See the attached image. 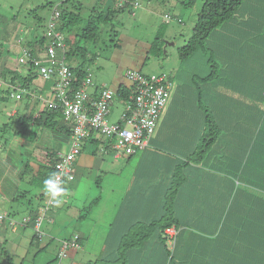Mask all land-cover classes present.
Masks as SVG:
<instances>
[{
    "label": "crops",
    "instance_id": "1",
    "mask_svg": "<svg viewBox=\"0 0 264 264\" xmlns=\"http://www.w3.org/2000/svg\"><path fill=\"white\" fill-rule=\"evenodd\" d=\"M64 1H66L64 7L80 13L74 0H59L57 4L62 6ZM99 1L101 3V0H88L92 7L91 11L95 7H100ZM108 4L111 2L106 3V5ZM163 4L165 5V3ZM77 5L81 7V2H78ZM131 9L130 13L134 12L135 14L136 10ZM72 27L68 36L73 41L78 25ZM34 40H37L36 36L30 35V33L25 41L15 43L12 40L8 48L10 51L7 50L8 55L18 56L23 47H32L28 43H34ZM88 43L89 41H87V45ZM33 45L37 48L36 43ZM38 53L44 57L43 50ZM5 56L6 54L0 55V63H3L6 58L7 61L9 60L8 56L6 58ZM204 59L206 60L201 53H196L184 63V67L182 66L172 73L178 84L175 85L162 110L163 114L159 118L156 131L149 136L145 147L137 148L129 156L123 151L113 150L111 142L97 132H91L92 134L90 133L91 135L87 138L91 141L86 140L83 143L82 151L73 163L75 179L63 186L64 191L59 195L56 204L53 205L52 212H61V207L57 205H65L69 202L66 197L63 198L67 191L75 198V194L79 190V181L76 184L74 182L80 179L81 175L89 178L91 182H96L99 186L104 181L105 188L109 192L104 201V207L93 214H90L91 210L100 201L98 196L91 201L85 198L81 203H78L80 206L78 208L84 209L87 206H92L87 216L83 218L85 221L90 216L88 223L80 221L79 214L74 216L72 213L67 214L62 211L63 221L66 222L64 229L58 231L56 228L53 229L56 218L53 213L51 214L45 231H49L56 237L64 236L67 235L66 226L73 224L75 227L73 233L77 232L84 238V245L76 252L72 251V255H69L65 264H86L98 253L108 250L107 241L114 240L109 238L122 235L120 219L131 221L132 218L149 220L155 218L157 216L155 206L160 207L164 204V196L171 192L173 179H180L178 192L176 191L178 198L176 197L173 202L176 214L178 213L182 219H185L187 227L185 235L187 236L190 232L188 226L192 227L195 224L198 229L200 227L203 233L214 237L208 240L198 234L194 243H181L178 251V264H264V122L260 121V130L256 126L254 132L251 127L250 132L245 131V133H239L240 130L229 127L230 134L223 135L222 140L232 141L231 148L227 150H221L219 147L211 148L209 149L210 157L205 163L202 160L197 161L198 165L182 164L184 158L192 153L193 148L191 147L192 139L185 130L186 125L183 132L180 125L191 120L192 116L189 115V110L194 108L199 91L198 87L186 89L182 85L186 82L190 83L191 75L196 72H201L203 75L204 67L201 65ZM7 61L4 63L6 67L9 66ZM205 68L207 67L205 66ZM13 69H18L20 73L24 72L23 66L14 65ZM244 70L235 69L233 75L224 76L226 79L217 77L202 83V90L200 89L201 95L204 96L202 98H206L208 103L215 105H217L215 100L228 105L233 103L236 109H241V112L244 111V106L250 105L263 109L264 100L260 88L254 87L253 93L249 81H246L243 76ZM29 71L27 66L24 74L21 73L20 81L15 83L18 89L14 90L16 92H12L14 93L12 97H16L15 94L23 89L22 95L18 98L22 102L20 109H14L11 112V115L15 117L13 126L8 130L7 127L2 128L0 125V211L13 214L17 213L13 207L18 202L23 205L27 204L28 211L30 209L38 210L41 207L43 202L39 195L47 189L45 181L40 177L41 169L50 165L51 160H57L58 155L66 152L70 146L71 125L63 121L61 116L58 115L57 122L52 127H46L44 122L38 124L37 120L39 114L44 111V106L48 104L43 99H50L54 80L39 81L35 78L33 82L22 81L31 73ZM2 74L1 66L0 76ZM235 76L242 77L243 81ZM48 82L51 83L48 84ZM100 86L105 85L96 83L89 90L94 92ZM118 101L122 102V106L119 108L112 105L108 118L110 123L122 122L121 115L125 103L121 100ZM178 106L185 109L188 107L187 116L178 114L176 110ZM22 108L24 112H21ZM26 111L28 112L26 117H31L32 120L25 127L24 122L18 124V118L21 113ZM17 115L18 117H16ZM196 117L199 118V116ZM229 117L230 115L227 119ZM251 118L254 124L259 123V115H254ZM253 122L251 120L250 125ZM229 123L234 122L231 119ZM103 151H108L109 154H103ZM222 152L228 154L229 157L224 159L221 156ZM249 153L250 160L244 164V155ZM106 156L113 160L112 165L105 161ZM117 164L119 166H116ZM194 169L196 174L194 180L188 182L187 178L183 179L187 174L194 172ZM178 172L179 176L177 177L175 173ZM232 175L234 177L236 175L238 179L233 178ZM35 185L42 189L37 196V201H33ZM233 185L235 187L238 185L242 194L228 197L225 193ZM18 230L12 228L6 220L0 222L1 249H5L7 243L11 241L10 231ZM166 232L175 234L176 230L169 228ZM170 237L168 242L171 248L174 242ZM2 254L4 256L0 254V264H13L14 259L7 250ZM155 257V254H152L146 260L144 259L143 263L161 264V261ZM163 264H168V260Z\"/></svg>",
    "mask_w": 264,
    "mask_h": 264
},
{
    "label": "trees",
    "instance_id": "2",
    "mask_svg": "<svg viewBox=\"0 0 264 264\" xmlns=\"http://www.w3.org/2000/svg\"><path fill=\"white\" fill-rule=\"evenodd\" d=\"M108 1H110L111 4L106 5L105 8L103 7V3L101 2V4L99 1L98 3L100 7L93 8L91 14L86 19V22L82 25L79 24L83 20L80 13H78L76 10H69L68 8L64 7V3H66V1L63 2V6H60V4H58L61 10V14L57 19V30L60 31L64 36V41L66 44L64 56L66 59V63L71 69V72L74 76L71 83L72 88H79L81 85V81L89 75L85 65L80 62L84 58H89L90 60L94 58V53L92 54L91 49H89V47L87 46V41L96 42L100 38L99 34L105 29L108 22L111 21L113 15L116 12H121L124 10H128L130 12V10H132L131 8L137 5V1L135 0ZM187 3L189 4V1ZM242 4H244L243 0H204L202 8L197 15L196 23L193 26L191 36L187 39L185 44L178 49V56L184 66V63L189 61L190 58H192L196 53H201L206 58V60L204 59L201 66H203L204 68L205 66L208 67V74L214 75L220 79H222L224 76L228 77V75H233L235 69H245L243 75L245 77V80L249 81L253 93L254 87L260 88V92L264 100V30L262 25H260L261 23H259L258 21V19H260L261 17L253 14L249 9V5L245 8L252 14L248 18H239V16H241V13L243 14ZM75 6L80 9V5ZM256 7L257 6H251V9L256 10ZM53 8L51 10V13L53 11ZM131 13L134 14V12ZM175 17H177L178 21H181V17L179 15ZM73 25H78V27L76 29L77 33L75 36V40L72 41L68 36V33L73 28ZM45 32L46 30L44 31L43 35L39 36L37 40H34V43L37 44V48L33 45L34 43H28L32 46L29 49L32 58H38L41 56L39 55L38 51L41 52V50H43L44 52V49L49 41V39L45 36ZM155 43H159L161 45L160 51L162 52V48L164 46L163 39L157 38ZM215 50H217L218 52L217 58L214 55ZM4 51L5 50L0 49L1 56L2 54L4 55ZM61 54L62 53L59 50L57 52V56L60 57ZM214 58L217 61L214 62ZM17 59L18 58H16L15 61ZM217 62L219 65L216 64ZM236 62L242 63L237 64ZM4 63L5 61L3 63H0V67L2 66L3 71V74L0 76V99H5L6 94H9L11 97L13 96V91L2 89L3 84L7 83L9 87H16L15 83L20 81L21 78V73L18 69H13V67L11 66L6 67L4 66ZM15 65L28 66L31 73L29 71L30 74H28L27 77H24L22 81L27 80L28 82H33V80L35 79L34 76L38 72L34 68L31 59L19 58V60L16 61ZM33 70L34 72H32ZM143 74L145 76L150 75L146 73ZM208 74L201 75V72H196L191 75L190 83L186 82L184 83V85H182V87L186 89H189V87H198L197 89L199 90L196 97V103H194V108L189 110V115L192 116L191 120L180 125L182 132L184 131V126L186 125L185 130L186 132H188L187 135L192 139L191 147L193 148L192 153L184 158V161L182 163L184 165L197 164V161L202 160H204L205 163L208 157H210V154L206 153V151L216 147V145H212L216 143L217 136L220 137L219 143H222L226 146L225 150L231 148V143H233L232 141L222 140L223 135L230 134L229 127H235L236 130H240L238 131L239 133H245V131L250 132V127L254 125V127L252 128L254 132V129H258V125L256 123V125H250V121L252 120L253 122V119L251 117L254 115H259V124L260 121L264 122V108L259 109L257 107H254L253 105L244 106V111L241 112V109H236L233 103L232 105H228L225 102H217L215 100V102L217 103V105H215L211 104L210 102L208 103L205 100L206 98L203 99L204 96L201 95L200 89L202 90V83L208 81ZM235 77H237L240 81H243L242 77ZM48 80L52 81L53 77ZM170 80L173 82V86L170 90L169 98L171 96V93L173 92V89L175 88V85L178 84L176 83V77H174L173 75L170 76ZM21 85L23 86V84ZM135 87L136 84L134 86L132 85L131 87L122 85L116 91L114 90L115 95L112 105H114V102L116 100H121L124 103L125 101L129 100V95L132 94V89ZM16 89L18 88L16 87ZM169 98L167 99V102ZM39 99L42 100L43 98ZM43 100L48 104L44 106V111L39 114V117L37 119L39 123H37L40 124L44 122V125L46 127H52L56 124L59 115L62 117L63 121H66L71 125V135L72 126L75 124V121L72 119L66 120L64 118V114L61 108L62 101L58 98V95L55 93V91H51L50 99L46 98V100ZM211 101L213 102L212 99ZM89 107L91 108L90 105ZM176 110L180 115L188 114V107L187 109H185L182 106H178ZM89 111L91 110L89 109ZM229 115L230 117L229 119H227ZM196 116H199V118H197ZM231 119L235 124L229 123ZM31 120V117L24 118L23 116H20V118H18V124L24 122L26 127L27 124L29 125ZM157 126L155 127L154 131H156ZM180 127L177 128L180 129ZM2 128H4V126ZM91 132L95 133L96 131L92 130ZM97 134L105 136L100 132H98ZM106 138L109 140V142H111V139H109L108 137ZM86 140L91 141V139L89 140L87 138ZM217 147H219L220 149L219 145H217ZM103 154H109V152L103 151ZM127 155L130 156L132 154ZM221 156L224 159H227L229 157L228 154L225 153ZM244 160V164L249 162L250 153L248 155H244ZM257 161L259 162L260 158L257 159ZM54 163L55 159L51 160L50 165H47L46 167H43L41 169L40 177L41 179H43V181H52L55 173ZM193 171L194 172L184 176L183 179L187 178L188 182L194 180L196 176L195 169ZM175 175L178 177L179 172L175 173ZM232 177L238 179L236 175L235 177L232 175ZM179 181L180 179H173L171 192L168 194L166 193V195L164 196V204H162L160 207H158V205L155 206V211H157V216L155 218H150V220L145 218H132L131 221H123V219H120L119 224L120 229L122 230V235L110 237L109 239L114 240L107 241V244L109 246L108 250H105L102 253H98L92 259L87 261L86 264H144L143 260H146L152 254H155V258L160 260L161 264H163V262L166 260H168V264H178V251L180 249L181 243H194L196 241L195 238L198 234L203 235V238H206L208 240L209 238H214L212 236L206 235V233H203L200 230V227L198 229V226H196L195 224L192 225V227L194 228L188 226L187 224L190 232L187 236L185 235L184 232L187 228L185 219H182L178 215V213L176 214V209L174 206L175 203L173 202V200H176L177 197V188L179 185ZM66 184L67 183H65L64 185ZM48 191L49 190L47 188L45 191H43V193L39 195V198L44 201L45 204L43 203L38 210L30 209V211H28V213L24 215L30 218L24 226H31L34 229V235L32 237L33 242L39 240L45 235V232L41 229V223L46 217L47 212L53 210L54 201H57L60 197L58 196L56 199H53V202L49 206H47ZM240 194H242V192L238 188V185H236V187L235 185H233L232 187L228 188L225 193V195H227L228 197H234L235 195ZM43 208L46 209V211L42 216L40 226L37 229L35 225L36 218ZM91 208L92 206H87L84 208L85 210H80L78 215L80 221H82L83 218L87 216L86 213H88ZM0 213H3L4 215L9 217H15L13 213L1 211ZM146 215L149 216V214ZM169 228H174L176 230L175 234H167L166 230ZM169 237L174 242L171 248L169 247L168 242ZM58 241L60 242V247L55 257V260L57 261L56 264H62V262H64V259L65 261L68 259L69 255L67 251L69 249L70 251L76 252L77 250L81 249L82 245H84L83 236L77 232L71 233L67 237L59 239ZM148 248L149 250H147ZM154 249L155 251H153ZM158 249L159 251H157Z\"/></svg>",
    "mask_w": 264,
    "mask_h": 264
},
{
    "label": "rangeland",
    "instance_id": "3",
    "mask_svg": "<svg viewBox=\"0 0 264 264\" xmlns=\"http://www.w3.org/2000/svg\"><path fill=\"white\" fill-rule=\"evenodd\" d=\"M74 1H76L75 5L78 2L82 4L79 9L83 18L79 24L82 25L91 14L92 7L88 3V0ZM188 1L189 4L187 3ZM58 2L59 0H0V49L5 50L3 52L6 54L5 58L7 56L9 58L8 61L6 58L5 62L7 61L9 66L14 67L19 58L23 59L22 51H20L18 56L8 55L7 50L11 41L13 40L15 43L25 41L29 33L30 35H35L36 38L43 35L51 10ZM101 2L104 8L106 3H110L108 0H101ZM203 2L204 0H138L137 5L133 7L136 10L134 15L128 10L116 12L113 15L111 21L108 22L105 29L99 34L100 38L96 42L89 41L87 45L91 49L92 54L94 53V56L92 55L94 58L92 60L84 58L80 62L85 65L94 84H103L115 91L122 85L129 87L133 85V80L127 75L128 70L146 74H161L166 72L172 75L173 72L175 73L183 66L178 56V49L191 36L193 26L196 23L197 15L202 8ZM243 2V14L241 13L239 18H248L252 13L260 16L261 18L258 21L264 30V0H243ZM248 5L252 13L245 8ZM251 6H257L256 10L251 9ZM178 15L181 17V21H178L177 17H175ZM157 38L163 39L164 46L162 52L160 51L161 45L155 43ZM19 45L22 46V44ZM214 55L216 58L218 57L217 50L214 51ZM15 58L18 59L15 61ZM215 61L217 60L214 58ZM236 63L241 64L242 62ZM216 64L219 65L218 62ZM26 67V65L23 66L24 72ZM24 72L21 71L23 74ZM208 72L209 68H204L203 75L208 74ZM34 78L39 81H50L38 73H36ZM53 78H56V76H53ZM207 78L210 80L211 78L217 77L208 74ZM50 83L48 82V84ZM2 89L14 91L13 89H16V87H9L7 83H4ZM21 104L20 99L11 97L9 94H6L5 99H0L1 127L5 126L9 130L13 126L15 117L11 115V112L14 109L19 110ZM121 106L122 102L118 100L114 102V107L121 108ZM21 112H24L23 108ZM26 113L28 112L21 113V116L25 118ZM162 114L163 112L160 118ZM257 125L258 130H260L261 125L259 123ZM253 127L254 125L251 126V128ZM219 138L217 136L216 143L212 146L216 145L217 147L219 145L220 149L225 150L226 146L219 143ZM206 153H210V150H207ZM222 154L224 155V152ZM106 157L105 161L109 165H112L113 160L108 156ZM114 162L120 163L119 161ZM116 166H119V164ZM88 180L89 178L81 175L80 179L74 182L76 184L79 181V190L75 194V198L68 191L64 194L63 198L65 199L66 197V200L69 202L65 205H57L61 207V212H52V210L47 212L46 217L41 223V229L45 232L43 237L33 242L34 229L31 226H24L25 224H17L16 228L19 230L16 232L10 231L12 235L11 241L7 243L5 249L0 248V254L4 256L2 253L7 250L14 259L13 264H56L55 257L60 247L58 240L73 233L75 227L73 224L67 225L65 229L67 235L56 237V235L52 234V236L49 231L44 230L51 214L53 213L56 218L53 229L56 228L58 231H61L64 229L66 222L63 221L62 211H65L67 214L72 213L76 216L83 209L78 208L80 207L79 202L81 203L85 198L91 201V199L97 196V198H100V201L91 210L92 213L90 214L97 212L105 205L104 201L108 197L109 190L105 188L104 181L99 186L96 182ZM41 191L42 189L38 185L34 186L33 201L38 200L37 196ZM42 202L45 204L44 201ZM56 202L54 201V205ZM73 202L75 203L72 204ZM26 206L27 204L23 205L18 202L13 207L17 212L14 214L17 220H22L23 216L28 213ZM89 218L90 216L82 222L88 223ZM10 226L12 227V225ZM67 253L70 256L72 255L70 249ZM62 264H65V259Z\"/></svg>",
    "mask_w": 264,
    "mask_h": 264
},
{
    "label": "built area",
    "instance_id": "4",
    "mask_svg": "<svg viewBox=\"0 0 264 264\" xmlns=\"http://www.w3.org/2000/svg\"><path fill=\"white\" fill-rule=\"evenodd\" d=\"M60 14L61 10L57 4L47 23L45 36L49 41L44 49V57L32 58L28 47L22 49V57L31 59L38 74L44 78L50 79L56 76L53 78L52 88L62 101L61 108L64 118L75 121L70 135L69 149L58 155L54 163L55 173L52 182L63 188L65 183L75 179L73 163L81 153L83 143L92 130L111 139L110 145L115 151L120 150L125 154H133L137 148L145 147L149 136L157 126L173 82L166 72L145 76L141 72L129 70L127 75L136 87L132 89L129 100L125 101L121 115L122 122L110 123L108 118L115 95L113 89L100 86L94 92L89 90V87L94 85L90 74L81 81L79 88H72L71 83L74 76L64 56L66 47L64 36L57 30V19ZM59 50L62 53L60 57L57 56ZM22 93L23 89H20V92L15 94L16 98H19ZM12 95L14 96V93ZM47 195V206H49L58 196H53L50 191ZM45 211L46 209L43 208L36 218L37 229ZM29 219L28 216H23L22 220H17L15 217L0 213V222L8 220L13 228H16L17 224H26Z\"/></svg>",
    "mask_w": 264,
    "mask_h": 264
},
{
    "label": "clouds",
    "instance_id": "5",
    "mask_svg": "<svg viewBox=\"0 0 264 264\" xmlns=\"http://www.w3.org/2000/svg\"><path fill=\"white\" fill-rule=\"evenodd\" d=\"M45 184L48 190L53 194V196H59L64 191V189L58 187L56 183H53L50 180H47Z\"/></svg>",
    "mask_w": 264,
    "mask_h": 264
}]
</instances>
